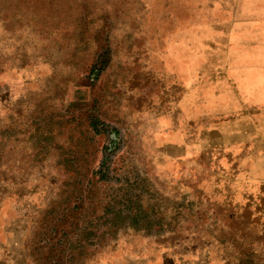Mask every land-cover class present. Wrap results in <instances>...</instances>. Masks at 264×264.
<instances>
[{"label": "rangeland", "instance_id": "374dc122", "mask_svg": "<svg viewBox=\"0 0 264 264\" xmlns=\"http://www.w3.org/2000/svg\"><path fill=\"white\" fill-rule=\"evenodd\" d=\"M150 263L264 264V0H0V264Z\"/></svg>", "mask_w": 264, "mask_h": 264}, {"label": "trees", "instance_id": "16d2710c", "mask_svg": "<svg viewBox=\"0 0 264 264\" xmlns=\"http://www.w3.org/2000/svg\"><path fill=\"white\" fill-rule=\"evenodd\" d=\"M117 140H110L111 146L116 144ZM111 163L110 154L104 157L100 167V173L105 178L108 173L111 172ZM113 164V163H112ZM124 197H120L118 200L113 199L112 202H108L106 208L108 212L112 215V218L109 220L110 229L117 231L120 226H125L127 228H132L135 231H146L151 228L155 223L151 219L153 214L150 213V209L144 210L139 196L133 194L131 191H126ZM128 197V198H127ZM136 198V200H134Z\"/></svg>", "mask_w": 264, "mask_h": 264}, {"label": "crops", "instance_id": "0c3cea01", "mask_svg": "<svg viewBox=\"0 0 264 264\" xmlns=\"http://www.w3.org/2000/svg\"><path fill=\"white\" fill-rule=\"evenodd\" d=\"M237 102H239V104H240V100H239V99H238V100L234 99L233 102H221V104H222V103H228V104L236 105ZM241 103H242V102H241ZM239 104H238V105H239ZM235 107L237 108L238 106H235ZM152 247H153V246H152ZM159 259H160V260H163V259L165 260L164 255H162V254L157 255V260H159ZM150 264H151V263H150Z\"/></svg>", "mask_w": 264, "mask_h": 264}, {"label": "flooded vegetation", "instance_id": "af4514ba", "mask_svg": "<svg viewBox=\"0 0 264 264\" xmlns=\"http://www.w3.org/2000/svg\"><path fill=\"white\" fill-rule=\"evenodd\" d=\"M110 140H111V139H110ZM112 140H114V139H112ZM112 163H113V162H111V164H112ZM109 164H110V163H109ZM111 164H110V165H111ZM112 166H113V164H112ZM112 166H111V169H112Z\"/></svg>", "mask_w": 264, "mask_h": 264}]
</instances>
